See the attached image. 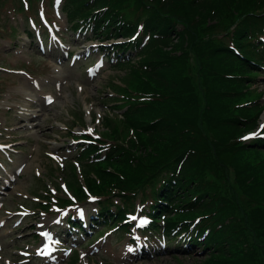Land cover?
I'll use <instances>...</instances> for the list:
<instances>
[{
  "label": "trees",
  "instance_id": "1",
  "mask_svg": "<svg viewBox=\"0 0 264 264\" xmlns=\"http://www.w3.org/2000/svg\"><path fill=\"white\" fill-rule=\"evenodd\" d=\"M62 10L91 39H126L106 50L129 77L116 93L121 128L106 118L108 145L78 156L103 199L99 226L125 227L134 201H149L147 231L160 233L162 217L170 236L193 222L202 264H264V139L239 140L263 112L243 87L264 66V0H62Z\"/></svg>",
  "mask_w": 264,
  "mask_h": 264
},
{
  "label": "rangeland",
  "instance_id": "2",
  "mask_svg": "<svg viewBox=\"0 0 264 264\" xmlns=\"http://www.w3.org/2000/svg\"><path fill=\"white\" fill-rule=\"evenodd\" d=\"M59 4V0H0V264L204 263L206 252L200 245L180 243L163 250L153 240L147 248L148 240L135 230L113 234L98 227L90 236L81 231L78 238L68 227L65 219L76 208L79 216L85 213L90 219L98 208L97 199L79 198L76 191L86 176L76 157L83 145L77 140L89 134L108 141L111 129L106 118L121 128L120 110L115 108L121 98L116 93L125 89L129 77L111 68L102 55L100 48L111 42L87 41L85 33L74 32ZM230 4L233 13L241 5ZM31 18H39L46 28L34 30ZM204 19L207 23L208 17ZM180 48L175 39L165 50L170 60ZM56 65L61 72L54 71ZM255 75L256 81L243 87V101L263 107L258 131L264 129V69ZM46 97L53 102H45ZM23 101L27 104L21 105ZM255 133L248 131L239 140L249 143L245 137ZM113 201L119 203L118 198ZM148 203L135 200L136 213ZM142 217L132 220L137 225ZM47 241L53 251L50 258L42 255Z\"/></svg>",
  "mask_w": 264,
  "mask_h": 264
},
{
  "label": "bare ground",
  "instance_id": "3",
  "mask_svg": "<svg viewBox=\"0 0 264 264\" xmlns=\"http://www.w3.org/2000/svg\"><path fill=\"white\" fill-rule=\"evenodd\" d=\"M53 69H54L55 72H61L62 71V69L58 65H56ZM25 94L29 96V93H25ZM1 104L3 105V103H1ZM26 104H27V102L23 101V103L21 105H26ZM34 109L35 108H33L32 110L34 111Z\"/></svg>",
  "mask_w": 264,
  "mask_h": 264
},
{
  "label": "snow or ice",
  "instance_id": "4",
  "mask_svg": "<svg viewBox=\"0 0 264 264\" xmlns=\"http://www.w3.org/2000/svg\"><path fill=\"white\" fill-rule=\"evenodd\" d=\"M245 139H247V137H245ZM133 219H135V218H133ZM141 223L143 224V223H147V221H141Z\"/></svg>",
  "mask_w": 264,
  "mask_h": 264
}]
</instances>
